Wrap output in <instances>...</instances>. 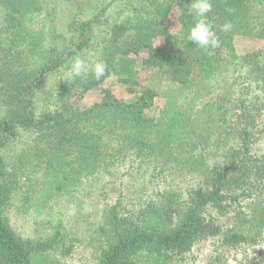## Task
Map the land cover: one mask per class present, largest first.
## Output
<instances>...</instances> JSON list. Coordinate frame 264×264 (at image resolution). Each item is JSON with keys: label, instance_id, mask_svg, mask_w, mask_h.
<instances>
[{"label": "trees", "instance_id": "1", "mask_svg": "<svg viewBox=\"0 0 264 264\" xmlns=\"http://www.w3.org/2000/svg\"><path fill=\"white\" fill-rule=\"evenodd\" d=\"M146 1L143 6L147 16L125 19L108 29L99 56L107 66L106 77L96 80L89 72L87 78L66 83L56 109L37 117L34 95L55 69L54 61L33 68L17 63L28 53L22 47L28 46V34L22 26L35 13L36 0H0L6 21L0 34V104L6 108V114L0 117V264H59L43 259L64 240L59 228L45 239H23L6 217L28 168L21 161L27 160L44 172L43 184L48 185L39 194L38 203L72 186L81 174L91 176L118 161L129 160L131 165L139 161L140 167L149 165L166 171L183 164L192 172L202 168L203 183L190 191L186 200L177 191L161 192L158 199L131 217H120L116 212L120 205H114L106 215L103 230L107 228L109 239L101 250L99 264H141L142 253L150 258L148 264H172L173 256H182L195 243L215 237L229 249L256 251L261 242L264 163L252 156V144L261 136L255 126L258 116L252 113L257 108L254 102L248 108L238 107L229 86L222 85L233 80V86L240 78L237 74L245 71L243 79L264 92V59L236 52L237 37L264 38V0H214L209 20L221 47L208 50L186 39L194 24L188 12L193 0ZM171 12H176L177 29L157 42L165 33L163 24ZM228 21L234 25L233 30L220 32V26ZM94 24L95 19L77 23V41L71 49L61 51V66L91 47ZM131 52L146 53L142 65L149 70L147 83H139L134 72L133 76L123 75L130 69L122 61L129 60ZM111 77L130 86L135 92L133 101H124L105 89L90 109L75 104L78 96L71 102L75 90H92ZM160 83L175 88L166 90L164 110L154 119L147 112L155 106L158 93L154 88ZM134 84H139L140 90H135ZM182 95L189 98L187 105L178 103ZM241 106L239 125H228L229 114L237 109V120ZM21 131L39 135L29 155L24 154L11 167L2 152L13 145ZM192 136L214 145L217 151L225 150L222 161L207 168L204 148L200 150ZM180 149L188 155H181V151L175 155ZM196 149L199 156H193ZM24 200L29 201L28 195Z\"/></svg>", "mask_w": 264, "mask_h": 264}, {"label": "rangeland", "instance_id": "2", "mask_svg": "<svg viewBox=\"0 0 264 264\" xmlns=\"http://www.w3.org/2000/svg\"><path fill=\"white\" fill-rule=\"evenodd\" d=\"M147 3L146 0H36L35 13L31 14L32 17H27L22 26L28 34L26 39L28 49L26 46L22 47L28 50V53L20 56L17 63L21 67L33 68L54 61L55 69L44 78L34 95L37 117L42 113L52 112L59 105L64 85L74 80L68 75L71 61L75 57H80L89 68L95 62L101 61L99 56L105 45L108 29L125 19L132 20L137 16H147L144 12ZM175 13L171 12L165 19L163 24V27L166 26L165 33L156 39L157 42L163 41L166 33H175L177 29ZM92 19H95V24L91 47L61 66V51L71 49L77 41V34L74 32L77 23ZM5 26L6 21L0 8V34ZM36 39L39 40L37 44ZM30 46L32 49L29 50ZM236 47L239 56L252 53L260 61L264 59V38L237 37ZM145 55V52L128 54L130 62L127 59H123L122 62L127 63L126 68L130 70L123 75L133 76L132 72H134L139 83H147L150 77L149 70H144L142 65ZM244 75L245 71L239 72L236 77L240 78L236 84L232 86L233 80H231L229 85L223 84L222 87L229 86L230 95L238 107L241 104L248 108L251 102L255 103L257 111L252 113L258 116L255 126L261 131V136L252 144V156L264 163V92L253 82L245 81ZM133 86L135 90H140L139 84ZM222 87L218 90L222 91ZM168 88L174 90L175 87L160 83L154 88L158 96L155 106L147 112L148 117L156 119L161 116L166 104L165 92ZM105 89H109L127 102L133 101L135 97V92L129 85L121 83L117 77H111L92 90H75L71 102L78 96L74 101L75 104L90 109L93 103L100 99ZM188 99L182 95L178 103L180 101L182 105H187ZM241 111L242 106L237 120L234 115L238 113L237 109L229 114L228 125L232 122L239 123ZM5 114L6 108L0 104V117ZM38 135L37 132L21 131L13 145L3 150L2 154L6 155L11 167L21 161L24 154L29 155ZM191 139L200 150L204 148L203 157H206L204 161L207 168H212L222 161L225 150L217 151L214 145L207 144L205 140L202 141L196 136H192ZM212 150L214 152H211ZM180 151L181 149L176 150L174 154L177 155ZM192 153L193 156L200 155L199 149ZM180 154L188 155L185 149ZM30 161H21L27 164L28 168L20 179L19 193L14 205L6 211V217L12 229L23 239H45L52 236L59 228L64 240H61L59 246L47 252L43 258L47 262L55 261L59 264H99L101 250L106 248L109 239L107 228L106 231L103 230L106 215L111 212L114 205H120L116 210L120 217L136 216L146 204L158 199L161 192L177 191L182 199L186 200L188 193L203 183L200 177L202 168H199L198 172H192L183 164L169 171L164 168L155 170L149 165L140 167L139 161L131 165L129 160H126L110 164L91 176L81 174L79 179H74L72 186H67V189L58 195L38 203L36 200L39 194L46 191L48 185L43 184L44 172L30 165ZM25 195H28L29 201L24 200ZM38 205L42 208H38ZM220 220L224 223V218ZM260 241L254 248L256 251H253L252 248L245 247L229 249L222 245L220 237L210 238L195 243L191 250L182 256H173L171 263L264 264V255H260L257 251L264 252V233ZM139 260L141 264L151 262L145 253H142Z\"/></svg>", "mask_w": 264, "mask_h": 264}, {"label": "clouds", "instance_id": "3", "mask_svg": "<svg viewBox=\"0 0 264 264\" xmlns=\"http://www.w3.org/2000/svg\"><path fill=\"white\" fill-rule=\"evenodd\" d=\"M213 7L214 0H193L188 6V12L193 16L194 24L189 27L186 39L205 50L221 47L217 31L214 30V25L209 20ZM233 27L232 22L228 21L220 26L219 31L227 34L233 30ZM89 71L96 80H101L106 77L107 66L104 62L97 61L89 68L83 59L75 57L68 68V75L73 79L87 78Z\"/></svg>", "mask_w": 264, "mask_h": 264}]
</instances>
